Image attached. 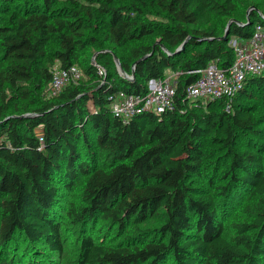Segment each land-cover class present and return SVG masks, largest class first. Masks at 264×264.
Segmentation results:
<instances>
[{
	"label": "trees",
	"instance_id": "16d2710c",
	"mask_svg": "<svg viewBox=\"0 0 264 264\" xmlns=\"http://www.w3.org/2000/svg\"><path fill=\"white\" fill-rule=\"evenodd\" d=\"M256 24L264 0H0V264H60L72 232V264H264V117L244 101L264 108V74L229 110L184 97L190 71L229 66V42ZM56 63L81 76L52 96ZM167 70L180 73L171 109L111 113ZM98 221L119 240L95 241Z\"/></svg>",
	"mask_w": 264,
	"mask_h": 264
},
{
	"label": "built area",
	"instance_id": "2783aa9c",
	"mask_svg": "<svg viewBox=\"0 0 264 264\" xmlns=\"http://www.w3.org/2000/svg\"><path fill=\"white\" fill-rule=\"evenodd\" d=\"M229 44L234 52L233 62L229 66L220 67L218 60H213L204 68L190 71L199 77L185 86V99L203 103L224 100L225 109L229 110L246 78L264 74V26L256 24L249 38H233ZM98 72L104 75L102 68ZM179 75V72L167 70L163 78L148 82L147 92L144 94L121 92L115 95L110 102L111 113L124 122L140 112L164 113L172 108ZM80 76V70L75 66L67 69L54 68L48 93L58 95L67 84H75ZM39 140L42 141V138Z\"/></svg>",
	"mask_w": 264,
	"mask_h": 264
},
{
	"label": "rangeland",
	"instance_id": "374dc122",
	"mask_svg": "<svg viewBox=\"0 0 264 264\" xmlns=\"http://www.w3.org/2000/svg\"><path fill=\"white\" fill-rule=\"evenodd\" d=\"M146 20L148 22L158 21V19L156 17L150 16V15H148L146 17ZM58 66L59 65L56 63V64H54L53 68H57ZM244 101L247 105H250L253 108H255L257 110V112H260L264 117V108L260 105V102H259L258 98L256 97V95H253V94L249 95L244 99ZM244 142H245V139H242L240 141V144L243 145ZM80 178L77 179V181L74 184V186L72 187V189L62 190L64 192L63 194H64V199H65L66 203H68L71 200H75L79 197L81 185L83 183L82 179H80ZM206 190L214 192L213 187H207ZM240 209H241V206L236 208L234 211L230 210V212H229L230 216L228 218H226V220H227L226 226L227 227L225 230V235L231 234L229 223L233 220H238V219L242 218V214H239ZM155 224H156V222L147 223V224L143 225V227H153ZM93 227L94 228H93V234L92 235L95 238V241H96V238H99L104 243H108V242L115 243L120 238V234L117 232L116 228L113 227L112 225L102 224L100 221H98V222H96V225ZM80 238H81V236L79 234L77 235L74 232L65 235L64 252L62 254V257L59 258L60 264H72L70 262L75 259L76 255L78 253V248H79L80 241H81Z\"/></svg>",
	"mask_w": 264,
	"mask_h": 264
},
{
	"label": "water",
	"instance_id": "95a60500",
	"mask_svg": "<svg viewBox=\"0 0 264 264\" xmlns=\"http://www.w3.org/2000/svg\"><path fill=\"white\" fill-rule=\"evenodd\" d=\"M247 20H248V17H247ZM247 23H249V20L247 21ZM228 34H229V32H228V29L226 30V32H225V36H224V38L226 37V36H228ZM183 46H184V44H181L177 49H176V52H179L180 50H182L183 49ZM113 59H114V61H115V63H116V66H117V68H118V71H119V73L120 74H122V76L123 77H125L126 79H130V77H128V75L121 69V66H120V63H119V61H118V59L115 57V56H113ZM141 59H144V58H141ZM140 59V60H141ZM140 60H138V61H140ZM137 61V62H138ZM133 75V74H132ZM131 77H133V76H131Z\"/></svg>",
	"mask_w": 264,
	"mask_h": 264
}]
</instances>
